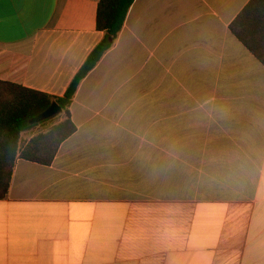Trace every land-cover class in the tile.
I'll use <instances>...</instances> for the list:
<instances>
[{
    "label": "crops",
    "instance_id": "obj_1",
    "mask_svg": "<svg viewBox=\"0 0 264 264\" xmlns=\"http://www.w3.org/2000/svg\"><path fill=\"white\" fill-rule=\"evenodd\" d=\"M249 2L134 1L76 132L50 165L17 159L0 264H264V65L230 30ZM98 3L0 0V81L63 97Z\"/></svg>",
    "mask_w": 264,
    "mask_h": 264
},
{
    "label": "trees",
    "instance_id": "obj_2",
    "mask_svg": "<svg viewBox=\"0 0 264 264\" xmlns=\"http://www.w3.org/2000/svg\"><path fill=\"white\" fill-rule=\"evenodd\" d=\"M134 1L99 0L97 29L104 32L105 37L90 53L63 97H53L19 84L0 81V200L8 195L18 158L50 165L62 142L76 132L70 108L78 88L114 46ZM230 30L264 65V0H250L231 23ZM53 102L62 108L64 120L59 121V114L31 124V120ZM37 127H40L39 132L29 141L24 140L23 133Z\"/></svg>",
    "mask_w": 264,
    "mask_h": 264
},
{
    "label": "water",
    "instance_id": "obj_3",
    "mask_svg": "<svg viewBox=\"0 0 264 264\" xmlns=\"http://www.w3.org/2000/svg\"><path fill=\"white\" fill-rule=\"evenodd\" d=\"M62 108L57 102H53L52 105L45 110L43 113L35 117L33 120H31V124L40 123L42 121H45L47 119H50L56 115H59L62 113Z\"/></svg>",
    "mask_w": 264,
    "mask_h": 264
},
{
    "label": "rangeland",
    "instance_id": "obj_4",
    "mask_svg": "<svg viewBox=\"0 0 264 264\" xmlns=\"http://www.w3.org/2000/svg\"><path fill=\"white\" fill-rule=\"evenodd\" d=\"M29 135V133H25L24 134V139Z\"/></svg>",
    "mask_w": 264,
    "mask_h": 264
}]
</instances>
